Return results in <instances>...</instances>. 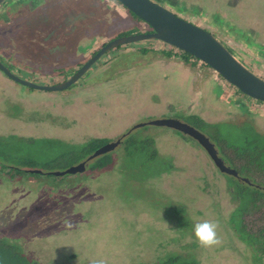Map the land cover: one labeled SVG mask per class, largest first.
Wrapping results in <instances>:
<instances>
[{
    "label": "rangeland",
    "instance_id": "obj_1",
    "mask_svg": "<svg viewBox=\"0 0 264 264\" xmlns=\"http://www.w3.org/2000/svg\"><path fill=\"white\" fill-rule=\"evenodd\" d=\"M176 1L188 13L163 6L209 29L264 80L259 49L264 48V0ZM33 2V8L29 3L10 8L13 20L0 21V51L26 70L21 78L36 84L54 86L71 78L122 33L151 32L116 0ZM216 18L218 27L212 22ZM183 57L156 40L122 46L63 91L30 89L0 72V140L12 138L6 152L15 161L9 167L0 163V240L36 264H90L92 259L157 264L171 256L199 264H264L235 231L240 202L234 177L220 172L198 142L148 124L184 122L198 128L217 151L226 145L228 158L233 153L227 149L246 152L258 146L264 167V103L199 60ZM193 116L207 126H195ZM119 139L124 141L106 155L109 165L96 168L94 161L83 173L51 174L72 167L69 160L53 162L69 150L62 145ZM30 164L40 165L42 174L30 173ZM225 164L234 170L244 165L237 159ZM252 170L254 181L241 177L264 187ZM256 217L251 209L241 218L252 227ZM203 220L218 223L220 244L200 246L194 225Z\"/></svg>",
    "mask_w": 264,
    "mask_h": 264
},
{
    "label": "water",
    "instance_id": "obj_2",
    "mask_svg": "<svg viewBox=\"0 0 264 264\" xmlns=\"http://www.w3.org/2000/svg\"><path fill=\"white\" fill-rule=\"evenodd\" d=\"M116 1L146 23L151 28V32L123 36L110 41L103 46L87 64H84L73 77L62 84L43 86L21 80L17 76H14V74H12L1 62L0 70L22 85L45 91H63L81 81L88 70L110 51L126 45L156 40L193 56L200 62L211 67L227 83L237 88L242 94L255 101L264 103V80L252 73L236 57L232 50L226 47L214 34L182 19L163 6L159 0ZM5 2L6 0H0V7H2ZM148 124L158 127H167L177 131L183 136L194 139L207 151L220 172L234 177L238 176V172L226 166L224 161L218 156V151L210 139L196 128L174 119L155 120ZM144 126L145 125H140L137 128ZM121 143L122 140L120 139L116 142L105 144L97 149L86 162L72 166L64 171L51 172V174L56 177H62L67 174L75 175L77 173H83L86 170L87 162H91L113 152ZM30 173L42 174V171L31 170ZM245 182L249 183V180L245 179Z\"/></svg>",
    "mask_w": 264,
    "mask_h": 264
},
{
    "label": "trees",
    "instance_id": "obj_3",
    "mask_svg": "<svg viewBox=\"0 0 264 264\" xmlns=\"http://www.w3.org/2000/svg\"><path fill=\"white\" fill-rule=\"evenodd\" d=\"M159 2L163 3L162 0H159ZM129 13L139 23L144 24V22L141 19H139L137 16H135L131 12ZM139 32L140 30L135 28L131 31L122 33L119 37L139 34ZM144 52L146 51H143V53ZM183 54H184L183 59L185 62H189L190 58H194L193 56L185 52H183ZM166 55L168 57H171L172 53H166ZM190 121H192L193 124L195 126H198L199 128L201 127L205 128V126H207V124L203 120H201L200 118H196L195 116H193L190 119ZM211 134L213 135V133ZM11 139L12 138L0 140V163L2 162L3 165H5L6 167H9V165H12V163L15 162L12 160L13 157H10L8 152H6L8 148L7 146L9 145ZM19 142L20 143L24 142L27 144L53 143L52 140H42L41 141V140H23V139L22 141H19ZM57 142L62 143L60 141H57ZM106 143H108V141L106 140H93L82 146H72V145H66V144L62 145L68 148L69 150L65 153L63 152L58 158H55L53 162H59L60 159L69 160L72 163L71 164L72 166H76L88 160L89 157L92 156L98 148H100ZM147 143L148 142L146 141V144ZM224 147L227 148L226 145H224ZM224 147H221V149L218 150L219 152L220 151L222 152V158L224 161L234 163V160L237 159V161L243 162L244 165L240 166L237 169L240 177H241L240 173H242V176H244L245 178H248L249 180L252 179V181H254V175L252 174H255V173L253 172L252 169H255L257 172H259L261 176V177H258V179L264 181V167H261L258 163V154H259V148H257L258 146H254L250 151H246V152L236 151L234 149H227V150H230L231 153H233L232 154L233 158H230V157L228 158L227 153H225L226 150H224ZM94 161L95 163H93L92 166L96 168L107 166L110 164V158L107 157L106 155L101 156L93 160L92 162ZM45 166H49V165H45ZM30 168H32V170H41L40 168L42 167L40 165L30 164ZM17 171L22 172V170L20 169H18ZM232 179H235L234 185L236 186V195H237V199L239 200L238 202H240V207L238 210L239 214L237 216L238 218H235V227H234L235 231L246 244L253 247L254 251L256 252L258 261H261L262 259H264V187H262L263 185L262 186L258 185L256 187L250 186L247 183L238 181L237 178L235 177ZM251 209L253 210L254 213L256 212L258 214V217H256L250 222L252 227H249L248 224L245 223L241 217L242 215L247 213V211H251ZM0 264H36V263L28 261L21 254L20 250L17 247L5 241L0 240ZM157 264H199V263L196 260H183L180 256H171L168 259L162 262H159Z\"/></svg>",
    "mask_w": 264,
    "mask_h": 264
},
{
    "label": "flooded vegetation",
    "instance_id": "obj_4",
    "mask_svg": "<svg viewBox=\"0 0 264 264\" xmlns=\"http://www.w3.org/2000/svg\"><path fill=\"white\" fill-rule=\"evenodd\" d=\"M197 1H199V0H197ZM25 2V3H24ZM162 4L164 5V4H166L167 6H170L171 7V9L172 10H174V11H176V12H181V13H188V10L184 7V6H179L178 5V2L176 1V0H162ZM20 3H23V4H27V3H31L32 5H35V3L33 2V0L32 1H28V0H12V2L11 3H8V4H6V5H4V6H2V7H0V21H6V20H9V21H11V20H13V18L12 17H9V13H10V11H11V9L10 8H14L17 4H20ZM31 4H30V8H33L32 6H31ZM174 13V12H173ZM183 19V18H182ZM218 19L216 18L215 20L213 19V24L215 25V26H220V23H218V21H217ZM187 21V20H186ZM192 23V22H191ZM194 24V23H193ZM194 25H197V24H194ZM198 26V25H197ZM200 27V26H199ZM201 28H203L204 30H206V31H208V32H210V33H212L209 29H206V28H204V27H201ZM239 34L240 35H242V38H244V39H246L245 38V36H247V35H249V37L248 38H250V33L249 34H245V33H243V32H241V31H239ZM247 38V39H248ZM249 44L251 45V46H255V44L252 42V41H250L249 42ZM259 49H261V50H263V54H264V48L263 47H261V46H259ZM98 53V52H97ZM96 53V54H97ZM95 54V55H96ZM13 56H14V54H12ZM94 55V56H95ZM4 56H6V53H4V52H2V51H0V62L7 68V69H9V71L12 73V74H14V76H17L18 78H20L21 80H24L25 81V79L24 78H21V76H19V73L21 74V72L22 71H26L25 69H23V68H19L18 67V65H16V64H13L12 63V61H10L9 59H7V58H5ZM93 56V57H94ZM16 57L14 56V60H17V59H15ZM81 68H82V66H81ZM80 68V69H81ZM92 68V67H91ZM90 68V69H91ZM79 69V70H80ZM89 69V70H90ZM78 70V71H79ZM88 70V71H89ZM77 71V72H78ZM0 72H2L4 75H6L8 78H10L7 74H5V72H3L2 70H0ZM76 73V72H75ZM75 73H73L72 74V77L75 75ZM11 80H13L12 78H10ZM70 79V77L68 76L67 78H65L63 81H62V83H64V82H66L67 80H69ZM14 82H16L15 80H13ZM27 82H30V83H33V84H35V85H40V84H36L34 81H32V80H28ZM16 83H18V82H16ZM62 83H60V82H58L56 85H58V84H62ZM18 84H20V83H18ZM78 84V83H77ZM20 85H22V84H20ZM76 85V84H75ZM74 85V86H75ZM22 86H25V85H22ZM44 86V85H43ZM74 86H72V87H74ZM25 87H27V88H30V89H35V88H32V87H29V86H25ZM71 87V88H72ZM36 90V89H35ZM37 90H39V89H37ZM198 130V129H197ZM178 133V132H177ZM179 134V136H181V137H184V138H187V139H190V140H193V141H195L194 139H192V138H189L188 136H183L182 134H180V133H178ZM125 139V138H124ZM124 139L122 140V142L124 141ZM120 140V139H119ZM197 142V141H196ZM111 143V142H110ZM106 144H108V143H106ZM105 145V144H104ZM200 145V144H199ZM218 156H219V154H218ZM220 157V156H219ZM221 158V157H220ZM222 159V158H221ZM223 160V159H222ZM87 161V160H86ZM86 161H84V162H86ZM224 161V160H223ZM92 163V161L91 162H87L86 163V169L88 168V166L90 165ZM224 163H226L225 161H224ZM79 165V164H78ZM14 169V168H13ZM17 171V170H16ZM86 171V170H85ZM84 171V172H85ZM237 171V170H236ZM238 172V171H237ZM234 177V176H233ZM235 178H237L239 181H241V182H243V183H247V182H245V179H243L242 177H240V175H239V173H238V176L237 177H235ZM247 184H249L250 186H255V184H253V183H247Z\"/></svg>",
    "mask_w": 264,
    "mask_h": 264
},
{
    "label": "clouds",
    "instance_id": "obj_5",
    "mask_svg": "<svg viewBox=\"0 0 264 264\" xmlns=\"http://www.w3.org/2000/svg\"><path fill=\"white\" fill-rule=\"evenodd\" d=\"M65 226L71 228V221H66ZM217 229L218 223L210 220H203L201 222L195 223L194 235L200 246L204 248H210L220 244L221 241L218 238ZM90 264H106V262L103 259H92Z\"/></svg>",
    "mask_w": 264,
    "mask_h": 264
}]
</instances>
